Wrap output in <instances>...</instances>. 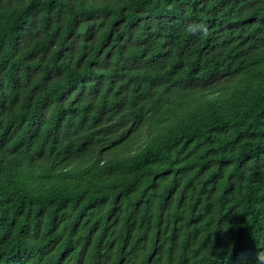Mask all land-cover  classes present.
Here are the masks:
<instances>
[{
  "label": "trees",
  "instance_id": "obj_1",
  "mask_svg": "<svg viewBox=\"0 0 264 264\" xmlns=\"http://www.w3.org/2000/svg\"><path fill=\"white\" fill-rule=\"evenodd\" d=\"M0 264H264V0H0Z\"/></svg>",
  "mask_w": 264,
  "mask_h": 264
}]
</instances>
